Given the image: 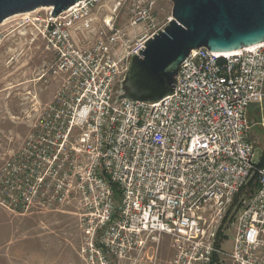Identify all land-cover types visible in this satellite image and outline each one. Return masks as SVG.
Instances as JSON below:
<instances>
[{
	"label": "built area",
	"instance_id": "obj_1",
	"mask_svg": "<svg viewBox=\"0 0 264 264\" xmlns=\"http://www.w3.org/2000/svg\"><path fill=\"white\" fill-rule=\"evenodd\" d=\"M111 2L83 0L56 18L41 8L0 24V57L10 64L41 48L50 59L39 79L60 80L27 155L0 174V205L78 202L86 264H118L163 236L167 264H264V43L192 51L169 96L116 101L130 58L163 28L140 9L129 27L147 29L129 41ZM100 10L108 14L97 28ZM253 127L262 139L249 135ZM241 191L247 197L226 223L235 230L228 254L217 236Z\"/></svg>",
	"mask_w": 264,
	"mask_h": 264
},
{
	"label": "rangeland",
	"instance_id": "obj_2",
	"mask_svg": "<svg viewBox=\"0 0 264 264\" xmlns=\"http://www.w3.org/2000/svg\"><path fill=\"white\" fill-rule=\"evenodd\" d=\"M116 6L115 27L124 30L129 41H135V37L147 29L144 24L129 27L140 9L147 10L148 20H154L155 30L164 29L171 19L172 4L168 1L113 0L107 4L111 10ZM107 14L100 10L97 28L103 27ZM20 53L18 60L10 64L7 54L0 57V174L10 171L27 155L28 139L35 128L41 127L46 107L54 100L60 84L58 78L39 79L50 59L41 48H25ZM119 89L118 83L117 93ZM249 135L262 139L254 128ZM253 162H261L259 143ZM246 197L243 192L239 199ZM80 213L76 201L35 203L28 210L20 211L0 205V264H86L81 255L86 240L79 221ZM234 236V228L225 224L219 245L221 251L232 252ZM171 258L170 239L163 236L159 246L148 243L140 254H131L118 264H167Z\"/></svg>",
	"mask_w": 264,
	"mask_h": 264
},
{
	"label": "water",
	"instance_id": "obj_3",
	"mask_svg": "<svg viewBox=\"0 0 264 264\" xmlns=\"http://www.w3.org/2000/svg\"><path fill=\"white\" fill-rule=\"evenodd\" d=\"M80 1L0 0V24L41 8H52L56 18ZM163 1L172 4L171 19L130 58L116 101L157 102L169 96L192 51L230 53L264 43V0Z\"/></svg>",
	"mask_w": 264,
	"mask_h": 264
},
{
	"label": "trees",
	"instance_id": "obj_4",
	"mask_svg": "<svg viewBox=\"0 0 264 264\" xmlns=\"http://www.w3.org/2000/svg\"><path fill=\"white\" fill-rule=\"evenodd\" d=\"M250 116H251V121L254 122V111H253V110L250 111ZM253 128L256 129V130L259 132V134H261L257 127H253ZM260 165H261V163H260ZM252 187H254V184H253V182H250V183L248 184V188L250 189V188H252ZM243 192H244V191H241V192L236 196V198L234 199V203H233L232 207L230 208V210L228 211V214H227L226 218L224 219L223 225L221 226V228H220V230H219V232H218V236H217V237H218V239H217V245H220V242H221V239H222V228H223V226L227 223V219L230 217L231 210L235 209V210H234V213H236V212L238 211V208H239V206H238V200H239V198L243 195Z\"/></svg>",
	"mask_w": 264,
	"mask_h": 264
},
{
	"label": "crops",
	"instance_id": "obj_5",
	"mask_svg": "<svg viewBox=\"0 0 264 264\" xmlns=\"http://www.w3.org/2000/svg\"><path fill=\"white\" fill-rule=\"evenodd\" d=\"M3 215V214H2ZM8 230V229H7Z\"/></svg>",
	"mask_w": 264,
	"mask_h": 264
}]
</instances>
